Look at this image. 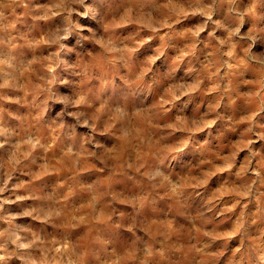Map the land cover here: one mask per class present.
<instances>
[{
    "label": "clouds",
    "instance_id": "9594fccd",
    "mask_svg": "<svg viewBox=\"0 0 264 264\" xmlns=\"http://www.w3.org/2000/svg\"><path fill=\"white\" fill-rule=\"evenodd\" d=\"M0 264H264V0H0Z\"/></svg>",
    "mask_w": 264,
    "mask_h": 264
}]
</instances>
